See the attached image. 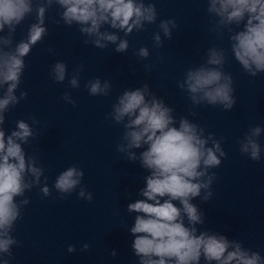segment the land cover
<instances>
[{
    "label": "clouds",
    "instance_id": "9594fccd",
    "mask_svg": "<svg viewBox=\"0 0 264 264\" xmlns=\"http://www.w3.org/2000/svg\"><path fill=\"white\" fill-rule=\"evenodd\" d=\"M205 3L210 31L218 36L227 32L231 56L243 72L252 78L264 74V0ZM54 6L59 16L55 23L75 25L85 45L97 49L115 45L116 53L128 51L130 34L144 31L158 21L152 0H0V264H11L13 248L20 245L14 232L22 218V208L30 203L26 193L34 187L39 186L44 197L51 196L54 188L61 199L79 188L80 199H93L82 186L84 171L76 164L60 172L49 187L43 165L24 147L36 137L34 117L32 124L19 119L10 131L5 127L6 114L28 96L23 90L17 94L28 67L26 57L48 34L47 14ZM29 18L33 22L27 24L23 38L16 40L17 29ZM175 28L174 19H160L152 36L154 47L160 48L164 39H171ZM135 55L147 59L150 52L140 47ZM227 62V51L212 45L201 63L187 67L177 87L187 94L192 108L207 105L224 111L233 109L234 81L232 74L225 71ZM82 70L76 69L68 78L67 65L57 61L49 75L58 84L67 79L72 89H79ZM85 87L90 96L106 97L112 85L109 80L95 78L88 80ZM63 100L76 104L68 92ZM192 108L189 112L195 117L197 113ZM108 117L123 127L117 151L149 173L139 190L143 198L127 204V212L135 214L128 233L137 264H264L260 251L245 247L238 239L197 227L204 225L205 218L192 201L200 198L203 203L213 196L216 173L212 169L218 168L227 156L221 140L206 134L204 127L187 116L177 117L174 108L148 83L125 89L116 97ZM262 135L264 126H250L238 141L240 153L252 161L264 159ZM136 149L141 150L139 156ZM89 247L85 243L81 250ZM76 250L75 245H68L69 253ZM111 255L115 257L117 252L113 250Z\"/></svg>",
    "mask_w": 264,
    "mask_h": 264
}]
</instances>
